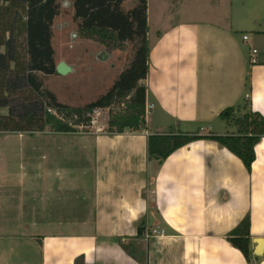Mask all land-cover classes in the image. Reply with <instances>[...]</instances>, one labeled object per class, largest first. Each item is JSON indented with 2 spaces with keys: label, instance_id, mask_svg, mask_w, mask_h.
Returning <instances> with one entry per match:
<instances>
[{
  "label": "crops",
  "instance_id": "crops-1",
  "mask_svg": "<svg viewBox=\"0 0 264 264\" xmlns=\"http://www.w3.org/2000/svg\"><path fill=\"white\" fill-rule=\"evenodd\" d=\"M147 23L146 129L107 133L100 110L85 132L49 133L70 139L46 157L16 159L0 179V264H248L227 241L246 215L250 264H264V136L250 172L211 140L147 155L153 134L235 133L230 107L264 118V0H148Z\"/></svg>",
  "mask_w": 264,
  "mask_h": 264
},
{
  "label": "trees",
  "instance_id": "trees-1",
  "mask_svg": "<svg viewBox=\"0 0 264 264\" xmlns=\"http://www.w3.org/2000/svg\"><path fill=\"white\" fill-rule=\"evenodd\" d=\"M79 38L103 47L106 53L132 46V58L110 88L83 106L60 103L43 88L41 77L57 75L52 48V26L60 12V0H0V133L27 134L78 132L92 124L91 116L108 111L106 132L146 129V87L149 68L147 23L148 0L124 10V0H70ZM219 117L235 133L226 135L187 134L170 131L147 138L150 160L162 162L176 150L196 140H211L236 156L250 172L254 148L264 136V118L248 111L234 116L227 108ZM85 132V131H84ZM143 229H138L141 234ZM250 217L246 215L227 235L248 264Z\"/></svg>",
  "mask_w": 264,
  "mask_h": 264
},
{
  "label": "rangeland",
  "instance_id": "rangeland-1",
  "mask_svg": "<svg viewBox=\"0 0 264 264\" xmlns=\"http://www.w3.org/2000/svg\"><path fill=\"white\" fill-rule=\"evenodd\" d=\"M60 12L54 19L52 26V48L56 65L64 59L79 66L73 73L66 75H54L41 77L43 88L52 92L57 100L71 107L83 106L104 94L112 85V76L115 79L118 74L127 66L132 58V46H128L125 51L109 52L110 62L114 72L110 68L104 69L106 76H100L96 69V60H100L105 55L102 46L78 37L76 33V23L73 20V9L70 0H60ZM136 0H124L122 5L124 10L132 8ZM107 54V53H106ZM120 70V71H119ZM95 71V72H94ZM119 71V72H118ZM102 72V73H103ZM118 72V73H117ZM117 73V74H116ZM104 112V111H103ZM99 115L93 113L92 122L104 121V113ZM5 109H0V114H5ZM229 130V129H228ZM78 132L86 130L78 128ZM45 134H13L0 133V179L3 172L18 174L16 159L21 157L37 155L46 157L49 141H63L70 139L64 135ZM72 139V138H71Z\"/></svg>",
  "mask_w": 264,
  "mask_h": 264
},
{
  "label": "built area",
  "instance_id": "built-area-1",
  "mask_svg": "<svg viewBox=\"0 0 264 264\" xmlns=\"http://www.w3.org/2000/svg\"><path fill=\"white\" fill-rule=\"evenodd\" d=\"M243 41H246L247 40V36L244 35L242 37ZM256 53V50H252L251 51V57L249 58V62L250 63H255V59H254V54ZM145 112H146V109H145ZM165 234V231L164 229H161V228H154V229H148L146 230V237L149 238V237H159V236H163Z\"/></svg>",
  "mask_w": 264,
  "mask_h": 264
},
{
  "label": "water",
  "instance_id": "water-1",
  "mask_svg": "<svg viewBox=\"0 0 264 264\" xmlns=\"http://www.w3.org/2000/svg\"><path fill=\"white\" fill-rule=\"evenodd\" d=\"M55 71L56 74L63 76L70 72V68L67 65H65L63 62H60L56 65Z\"/></svg>",
  "mask_w": 264,
  "mask_h": 264
}]
</instances>
